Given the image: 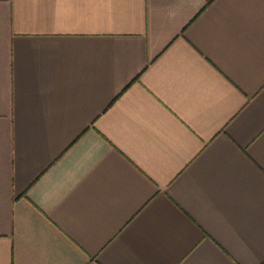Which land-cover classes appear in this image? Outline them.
<instances>
[{"label":"crops","instance_id":"crops-1","mask_svg":"<svg viewBox=\"0 0 264 264\" xmlns=\"http://www.w3.org/2000/svg\"><path fill=\"white\" fill-rule=\"evenodd\" d=\"M0 264H264V0H0Z\"/></svg>","mask_w":264,"mask_h":264}]
</instances>
